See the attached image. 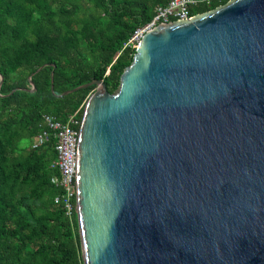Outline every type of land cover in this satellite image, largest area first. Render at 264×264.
Segmentation results:
<instances>
[{
  "label": "water",
  "instance_id": "water-1",
  "mask_svg": "<svg viewBox=\"0 0 264 264\" xmlns=\"http://www.w3.org/2000/svg\"><path fill=\"white\" fill-rule=\"evenodd\" d=\"M92 85L74 162L83 264H264V0L157 24L112 93L50 90Z\"/></svg>",
  "mask_w": 264,
  "mask_h": 264
},
{
  "label": "trees",
  "instance_id": "trees-1",
  "mask_svg": "<svg viewBox=\"0 0 264 264\" xmlns=\"http://www.w3.org/2000/svg\"><path fill=\"white\" fill-rule=\"evenodd\" d=\"M169 1L0 0V264H83L75 199L70 215L54 203L55 140H32L43 115L80 118L95 88L57 97L51 83L55 94L92 80L114 92L135 52L128 39ZM227 1L197 0L189 14Z\"/></svg>",
  "mask_w": 264,
  "mask_h": 264
},
{
  "label": "built area",
  "instance_id": "built-area-1",
  "mask_svg": "<svg viewBox=\"0 0 264 264\" xmlns=\"http://www.w3.org/2000/svg\"><path fill=\"white\" fill-rule=\"evenodd\" d=\"M196 2L197 0H170L165 6L156 7L153 18L137 28L125 45H132L135 48L143 33L157 24L170 22L171 19L192 17L189 14V6ZM81 117L78 118L76 111L69 115L65 122H61L51 115H43L47 129L36 134L31 144L32 147H38L47 141L49 135L53 136L56 158L51 163V167L57 169L58 175L51 178V183L61 189V193L54 197V203H62L68 215L72 211V200L75 199L74 162Z\"/></svg>",
  "mask_w": 264,
  "mask_h": 264
}]
</instances>
